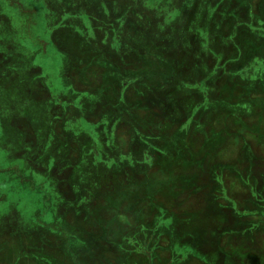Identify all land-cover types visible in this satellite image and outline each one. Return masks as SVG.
I'll list each match as a JSON object with an SVG mask.
<instances>
[{"label":"rangeland","instance_id":"rangeland-1","mask_svg":"<svg viewBox=\"0 0 264 264\" xmlns=\"http://www.w3.org/2000/svg\"><path fill=\"white\" fill-rule=\"evenodd\" d=\"M61 1H64L65 5L72 9L66 13L67 15L63 19L62 16L57 17L56 24L47 25L52 19L45 21L46 16L48 20V14L43 0H0V167H2L0 173L6 169L11 172L7 178L9 185L20 183L18 181L21 180L17 177L20 173L28 174L36 182L40 181L41 176L47 173L49 176L51 175V178L53 176L52 180L55 182L62 179L63 183L64 179L65 185L58 188L60 195L58 194L56 200L59 209L56 211L61 214L63 212L62 203L66 204L67 199L73 200L77 206L73 209L74 214H77L78 219L82 218L86 220V223H89L88 220L92 216L103 212L102 207L97 204L99 196H108V194L113 193L112 197L115 202L133 208V201H127L123 196L119 197L117 193L121 191V187L130 194L133 190L131 183L135 180L138 181L137 184H140L146 178L144 175L148 173L150 168H154L153 165L156 160L160 162L162 167L166 165V160H168L174 169L179 170L180 164L185 163L183 158L180 159L181 157L178 156L179 151H176L179 146H182V154L188 155L187 158L192 159L189 151L185 152L187 149L191 150L192 146L187 141L184 142L186 145H180L178 142L177 126L182 120L184 110H187L183 109L179 103L183 101L185 108L186 105H194L199 102L203 93L188 89L178 93L179 103L176 104L178 107L173 109L172 119L164 118L165 111L160 112L158 110L161 108V104H156L158 101L154 97L150 103V99L152 98L151 89L157 87L159 78L164 80L163 82L166 84L164 96L158 91V97L163 100L162 98L166 96L169 88L174 89V84L178 83L185 73L190 74L187 70L191 71L196 61L188 56L191 54L195 59L198 58L201 45L197 38L198 35H195L193 30L190 31V28V34L187 35L188 41L185 42L184 47L191 50L188 49L184 54L180 47L176 51L169 48L167 51L163 50L159 60H156L153 56L156 53L154 48L157 43H162L153 40V34L149 27L154 21L151 17L152 9L150 10V6H155L156 1L153 2V5L149 3L145 6L134 7L131 15L123 20V9L126 7L122 4L129 0ZM206 1L211 2L210 0ZM206 1L201 0V13H205L211 6V3ZM58 2L60 0H52V4L55 5L54 9L57 10L58 14L63 15ZM85 3L95 4L100 8L106 6V9L112 11L114 16L118 18L120 23L116 24L114 42L110 43L106 34L102 38V29L100 32L83 17L77 19L73 16L75 12L78 13L76 11L78 5L84 6ZM165 4L166 1L164 0L162 6ZM218 4L219 2L216 0L212 1V5H214L213 21L217 22L218 20L219 22L220 20V24L212 25L208 32L211 30L212 32L213 30L224 31L225 35L227 28L236 19L239 21V28L242 30L239 35L240 47L242 48L241 56L233 64L234 70H237L236 73L232 74V77H229L231 80L225 79V88L233 89L227 94L231 96V99L238 94L237 98L232 99L233 102H237L240 100L239 98H244L246 101L242 104L237 103L233 107L236 114L242 117L241 122L238 123V129H241L240 126L244 127L246 135L238 138H234L232 134V137L227 136L224 134L225 129L227 131L232 130L228 122L225 124L223 133L221 123L218 124L220 125L219 129L215 124L213 113L207 112L208 115L203 120L204 125L206 124V128L211 125L213 134L210 139L206 140V144L209 146L201 149L202 153L199 156H195L200 159L201 166L194 167V165L192 168L194 167L198 175L186 187H183L182 184H176V187L172 188L173 190L170 189L172 191L168 197L180 200L181 206L179 205L178 210L182 208L183 212L179 218L194 220L193 225L186 221L187 226H190L184 232L187 241L195 244L198 248L197 251L201 260L204 261L206 257L212 261L210 264H239L237 261L240 260L225 255L220 245L223 240L225 243L223 249L239 247L242 252H246L249 236L252 238V247L256 245L253 232L251 235L250 233L238 235L237 233L240 234V232L236 231L238 228H245V230L248 228V211L243 213L244 216L238 217L232 213L235 219L224 214L221 210L219 213L216 211L213 215L208 208L211 206L212 200L204 197L209 188L211 194L215 190L221 189L222 186L226 190L228 188L233 191L241 189L239 176H243V173H247L249 170L248 159L253 160L251 169L254 172L259 171L255 166L256 160L261 163L260 171L264 170V159H261L264 156V151L260 147L248 149V139H252L251 131L254 128L256 132L264 134V40L257 44L254 43L261 50L263 59L256 57L254 53L248 57V54L253 51V49L251 51L248 49V40H253L256 36L264 39V14L260 13L259 7L262 5L257 0L255 12L259 13V17L256 19L247 14L252 15V0H239V2L224 0V4H220V6ZM244 5L248 6V10L243 8ZM170 6L171 4H168L167 9ZM222 6H224V10ZM249 24L255 26L252 30H255L254 33L259 35L250 33L253 31L248 28ZM173 27L175 26L170 23L159 26L161 33L168 32L169 28L173 29ZM59 28L61 29L58 30ZM156 34L158 35L159 32ZM156 34H154L155 37H157ZM217 36V34L210 36V44L216 43ZM223 42L224 44H222ZM219 43L212 46L217 59H213L210 55L209 60L204 61L206 63V76H211L208 80V90L218 84V75L220 77L222 74L220 66L227 60L228 55H231L227 50V43L224 40ZM79 50L86 57L88 65L97 63V61L100 62L99 69L105 71L104 76L107 78V87L101 91L96 89L95 94L90 93L85 98H81L80 101L91 104V110L96 107L98 109L104 107L100 114L105 112L104 120L115 124V127L120 120L117 115L120 118L125 116L128 121H131L129 124L132 125L129 127L128 123H120L121 128L115 129L114 127L113 129L116 131L122 129L127 136L131 132L136 133L133 142L129 143L128 141L122 146L116 138V133L101 130L100 127L91 128V124L79 125L73 120L74 123L68 124L59 122V117L67 116L69 119V113L73 111L68 110L66 104H64L65 110L60 107L64 105H60L63 100L58 95L67 92L68 88L63 83L67 54L70 52L77 53ZM196 55L198 56L196 57ZM112 59L113 61L110 62ZM135 72H138L139 75H136ZM140 73L143 74L140 76ZM122 82L124 83L122 84ZM121 84L124 85V88L121 92L116 91ZM20 88L23 90H19ZM110 88H114V93H111ZM174 94H171L169 100L175 101L176 96ZM40 100H43V103H40L43 106L42 109L38 105ZM109 101L114 105L112 108L110 106L105 107ZM174 116H177L176 119ZM194 123L196 121L191 122L192 125ZM216 130H220L222 133L218 140H216V135H218L215 133ZM261 134L260 140H262ZM214 138L216 144L213 141ZM221 138L224 140H220ZM219 140L222 141L221 144H219ZM75 142H78L77 146L71 147L70 145ZM250 143L252 145L253 142L250 141ZM206 151H208L207 154ZM118 169H123V171L119 173L114 171H118ZM126 169L132 176L124 175ZM189 169L191 170V168ZM23 176L25 177V175ZM139 176H142V181H140L141 177L139 178ZM66 181L68 182L66 183ZM258 181L260 180L258 179ZM261 183L259 182L257 185H261ZM28 186L29 188L34 187L31 183ZM4 188L0 184V225L8 227L12 231L15 224L14 219L16 215L18 216L17 209L21 212L27 208V205L29 207L35 205H32L34 201H24L31 198L32 195H24V192L14 195L13 192L4 191ZM47 188L48 186L45 185L43 190L46 191ZM82 221H79V224H84ZM142 221L145 222V219ZM191 226L192 230H189ZM73 227H77V225H73ZM87 227L93 235L97 234L98 239L101 240L102 238L105 240L111 233L115 237L118 235L119 238H123V235L119 236L118 230L121 228L115 222L108 221L103 225L99 223L97 226L87 225ZM132 230L125 228L124 235H131ZM103 233L106 235L104 236ZM49 234L52 235L48 237L49 241L46 242L45 240L46 243H43L41 240H44ZM256 234L259 238H264V229L257 231ZM85 235L88 239H96L90 234L86 233ZM57 236V232H43L38 241L25 245L19 251L21 253L20 259L23 260V256L26 258L27 252L24 250H32V247L37 251L49 250L48 253L55 247L57 256H60V246H58L60 240L57 239ZM98 245L100 248L101 244ZM2 250L0 251V264H20V259L17 261L13 258V254L8 255L6 251L3 252ZM174 252L179 253L180 256L182 254L187 256L192 252V248L189 245L176 247ZM170 254V258L167 257V264H170L171 256L173 259L174 253ZM164 258V255L157 253L153 263L150 264H155V260L161 263L166 260ZM55 263L59 264V262L52 264Z\"/></svg>","mask_w":264,"mask_h":264},{"label":"trees","instance_id":"trees-1","mask_svg":"<svg viewBox=\"0 0 264 264\" xmlns=\"http://www.w3.org/2000/svg\"><path fill=\"white\" fill-rule=\"evenodd\" d=\"M43 1L44 7L48 14V20L46 16L45 21L47 22L52 19L51 21H49L50 23H47V25L56 24L55 22H57L58 20L57 17L60 18L62 16L61 18L63 19L67 15L66 13L70 12V9H72L70 6L65 5L64 1L60 0L58 4L62 9L61 12L64 13L63 15H61V13L58 14L57 10L54 9L55 5L52 4V0ZM155 1L157 2V4H155V6H150V10L152 9L151 17L154 21L151 26L149 25V27L153 34V40L155 42L159 41L162 43H157L154 48L156 53H154L153 56L156 60H159V57L162 54L163 50L167 51L169 48L172 51H176L177 48L180 47L181 51L185 54L189 49L188 47H184V44L188 41L187 35L190 34V28V31L193 30V33L195 35H198L197 38L201 45L200 55L198 54L199 57L196 58L197 60L192 57L191 54L188 56L190 58H193L196 62L194 63L191 71L187 70L190 74L185 73L183 75L184 77H182L178 83L174 84L176 90L175 88H172L173 90L169 88L166 96L162 98L163 100H160V98L158 97V93L160 92L164 96V88L166 84L165 82H163L164 80H161V78H159L157 87L151 89L152 98H149L150 103H152L151 101H153L154 97V99L158 101L156 102V104H161V108H159L158 110H160V112L165 111L164 118L172 119L174 115L173 109L175 107H178V105L176 104L179 103V100L177 98L178 93H182L184 89H188L197 93H200L201 91L203 93L202 98L194 105H186L187 107L185 108L183 106V101L182 103H179V105L181 104L183 109L187 110H184L182 120L179 122V126H177V135L179 136L178 142L180 143V145H186L184 142L187 141V143L192 146L191 150L187 149L185 151H189L192 159H188V155L184 156L182 154V146H179L176 151H179L178 156L181 157L180 159L183 158V160L185 161V163L180 164L181 168L179 170L174 169V166H172V163H168V160H166V165H163V167L161 166L160 162L156 160L155 164L153 165L154 168H150L148 173L144 175L146 176L144 180L142 179V176H139V178L141 177L140 181L143 180L142 182H140V184H137L138 181H131L133 190L130 192V194L125 188L122 189L121 187V191L117 193V196H123L127 201H133V208L125 207L122 206L120 202H115L114 198L112 197L113 193L108 194V196H99L97 204L102 207L103 212H100L99 214L96 213L94 216H92L90 220H88L89 223H86V220H83L82 218L78 219L77 214H74L73 209H75L77 206H75V201L73 200L67 199L65 202L66 204L62 203L61 209L63 210V212L61 214L59 213V211H56V209H59L57 208L58 202L56 200L58 199V194L60 195L58 188L65 185L64 179L63 183L62 179L61 181L55 182L54 180H52L53 176L51 178V175L49 176V174L47 173L46 175L41 176L42 179L40 181L36 182L33 181V178H31L28 174L20 173L17 175V177H19V179L21 180L18 181L20 183H12L9 185V179L7 178L10 176L11 172H9L8 169L1 171L0 184L5 187L4 191L6 190V192H13L14 195L20 192H24V195H32L31 198L25 199L24 201H34L32 205L35 206L29 207L27 205V208H24L21 212L19 209H17L18 216L16 215L14 219L15 224L12 227V231L9 230L8 227L0 225V251L3 249L2 251H6V254H13V258L18 261L21 257V253L19 251H21L25 245L27 246L30 243L38 241L43 232H57V239L60 240V244L58 245L60 246V256H57L58 253L56 252L55 247L52 248L50 253H48L49 250L37 251L32 247V250H24L27 252H24L26 253L27 257L24 258L23 256V260L20 259V264H52L54 262H59V264H150L151 262L153 263L155 255L157 253L164 255V259L166 260H164L165 263L164 261L160 263L155 260V264H167V259L170 258L171 255L170 253H174L173 259L171 256V261H169L170 264H210L212 262L210 259H206V257L204 261L201 260L198 254L199 252L197 251L198 248H196L195 244L187 241L188 239L185 237L184 231H186L190 225H193L194 220L191 219L189 221V218H179L182 214L181 212H183L182 208L178 210L180 200H174V197L169 198L168 196L170 194V191L173 190L172 188L176 187V184H182L183 187H186L187 185H189V183H192L198 175V173L195 172L194 167H200L201 165L200 159L195 156H199V154L202 153V150L205 147L209 146L208 144H206V140L210 139L213 134L212 126L209 125L206 128V124L204 125L203 120L208 115L207 112L213 113L215 124H217L219 129L220 125L218 124L221 123L223 133L225 124L228 122L229 127H232V130L227 131L225 129L224 134H226L227 136L232 137L233 135L234 138H238L239 136L245 137L244 135H246V133L244 132L246 131L244 127L240 126L241 129H238V123L241 122L242 117L240 115H237L236 110L233 108L235 107V104L246 103V101L244 100V98H239L240 100H238L237 102H233L232 99L237 98L238 94L231 99V96H228L227 94L229 92H232L233 89H230L229 87L225 88V79H229V77H232V74L237 70H234L233 64L234 61L240 59L241 56L240 51L242 50V48L240 47L241 43L239 35L240 31L242 30L239 28L240 23L236 19L234 20L235 22L233 21L227 28V30L225 31V35L224 31L217 32L213 30L212 32L211 30L210 32H208L209 28L211 29L212 25L217 26L218 23L220 24V20L219 22L218 20L217 22L213 21V0H210L211 2H207L205 0L207 3H211V6L208 10L205 11V13L200 12L202 3L201 0H165L166 4L164 6H162L164 0H129L125 2V4H122L126 7L123 9L122 20L127 19V17L131 15V11L134 10V7L139 5L145 6L149 3H152L153 5V2ZM216 1L219 2V6L220 4H224V0ZM234 1L239 2V0ZM257 1L262 5L259 7L260 13L264 14V0ZM255 2L256 0H252V15L250 13L247 14L256 19V17H259V13L255 12ZM168 4H171L169 9H167ZM222 7L224 10V6ZM77 8L78 10L76 11L78 13L75 12L73 15L74 17H77V19L83 17V19H86L92 27H95V29L99 30L100 32V29H102V38L106 34V37L110 43L115 41V28L117 26L116 24H119L120 21L114 16V13L112 11L106 9V6L100 8L99 6H95V4L91 5L88 3H85L84 6L79 4ZM243 8L248 10V6L244 5ZM136 11L138 13V10ZM185 15L188 16L186 17ZM195 21L196 23H194ZM167 23L173 24L175 27H173V29L169 28V31L165 32L166 34L161 33L162 31L159 26L165 25ZM191 24L192 26H190ZM249 25L250 26H248V28L253 31L250 33L259 35L254 33L255 30H252L255 26L251 24ZM60 29L61 28H59L58 30ZM157 32H159L158 35L156 34ZM154 34H156L157 37H155ZM216 34L218 35V40L216 41V43L214 42L213 44H210V36ZM222 40L227 43V50L229 51V53H231V55H228L227 60L224 62V64H222V66H220L222 69V74L220 75V77L218 75V84L208 90V80L211 76H206V63L204 61L209 60L210 55L211 57H213V59H217V55H215V53L213 52L214 47L212 46H214V44H220L219 42ZM263 40V38H259L258 36L254 37L253 40H248V49H250V51L253 49V51L248 54V57L252 53H254L256 57H263V54L261 53L259 47L255 46L254 44L262 42ZM222 44H224V42ZM59 49L61 50V48ZM81 52L82 51L79 50V52L77 53H66L67 66H65V71L63 69V71L65 72V75H63V83L65 87L67 86L68 88L67 92L59 94L58 97H61L60 99L63 100L60 102V105L66 104L68 110L73 111L69 113V119H67V116H64L63 118L59 117V122H61L62 124H68L75 121V123H78L79 125L91 124V128L100 127L101 130H108L110 131V133H116V138L122 146L125 145L128 141L129 143L133 142L134 138L136 137L134 136L136 135V133L133 134L131 132L130 135L127 136L122 129L118 131L115 130L116 128L120 127V123H128L129 127L132 125L129 124L131 121H128L125 116H121L120 118V116L117 115L118 119L120 120L119 122H117V127H115V124L106 122V120H104L105 118L103 115L106 114L105 112H102L100 114L104 107L99 109L96 107L95 109L91 110V104L80 101L81 98H85L90 93H92V95L95 94L96 89H99L101 91L105 87H107V78L104 76L105 71L99 69V65L101 63L97 61V63L88 65L86 62V57H84ZM156 55H158V58H156ZM198 55H196V57ZM90 61L91 59L89 60V62ZM111 61H113V59L110 60V62ZM110 71L112 72V70ZM135 73H137L136 75H139L138 72ZM142 74L143 73H140V76ZM196 82H198L199 85ZM123 83L124 82H122V84ZM122 84L116 91L121 92V90L124 88V85ZM19 90H23V88H20ZM110 91L111 93H114L115 90L114 88H110ZM173 93H175L174 95L176 96V98L172 97L175 98V101L173 99L169 100V98H171V94ZM40 103H43V100H40V102L38 103L40 109H42L43 106L40 105ZM108 106L112 108L114 105L111 101H109L105 107ZM60 107L65 110V105ZM174 117L176 119L177 116ZM192 121H196V123L192 125ZM114 127L115 129H113ZM140 131L141 129L139 130V132ZM215 133L218 134L216 135V140H218V137H220V134L222 135V133L220 132V130H216ZM260 134V132H256L255 128L251 131L252 139H248L249 150L253 147L256 149L260 147V149L264 151V134H261L262 140H260L259 138ZM216 140L215 138L213 139L215 144ZM220 140L223 141L224 139L221 138ZM220 140L219 144H221L222 142H220ZM250 141L253 142L252 145ZM77 143L75 142L70 146H77ZM207 153L208 151H206V154ZM261 159H264V156H262ZM251 160L252 159H248L249 170L247 171V173H243L244 177L239 176V179L241 178V189L233 191L232 189L228 188V190H226L222 186L221 189L219 188L211 194L209 192V188V190L206 191V194L208 196L206 195L204 198L208 197L209 200H212L211 206L208 208L213 215H215L216 211L217 213H219L221 210L224 214H228L232 219H235L234 216H244L243 213L245 214V211H248V228H246V230L245 228H241L242 230L238 228L236 229V231L240 232V234L237 233L238 235H248V233H250L251 235V233L253 232V235L256 238V245L252 247V238L249 236L248 250H246V252H242V249H240L239 247H234L232 249H223V245H225L223 240L221 241L222 244L220 246L225 255L231 257L232 259H239L240 261H237L239 264H264V238H259V236L256 234L257 231L264 229V170L260 171L259 167L261 163L255 159V166L259 171L254 172V170L251 169V165L253 162V160ZM192 166L194 167L192 168ZM189 168H191V170ZM114 171L119 173L123 171V169ZM191 171L193 173H190ZM23 175H25V177ZM124 175H127L129 177L132 176V174L127 169L126 172H124ZM258 179L260 181H258ZM67 182L68 181H66V183ZM259 182H262L261 185H257V183ZM29 183H31L34 187L29 188ZM45 185L48 186L46 191L43 190V187ZM232 213L234 216H232ZM142 219H145V222L142 221ZM79 221H82L84 224H79ZM108 221H111L112 223L115 222L117 223V225H119L121 229L118 230V233L120 234V237L123 235V238H119L118 235L117 237H115L111 233V235H108L105 240L104 238H102L101 240L98 239L99 236L97 234L93 235L92 232L88 230L87 225L97 226L99 225V223L100 225H103ZM186 221L190 223L189 226H187L188 224L186 223ZM73 225H77V227H73ZM125 228H128V230L129 228L133 229V235H124ZM189 230H192V226ZM86 233L90 234L93 237H96L97 240L88 239L85 235ZM103 235L105 236L106 233H103ZM49 236L51 237L52 235H47L45 239H42L41 241L43 243L48 242ZM98 244H101L102 246L100 245L99 248ZM188 245L191 246L192 252H190L187 256H185L184 254L180 256L179 253L177 254L176 252H174L176 247L178 248ZM3 246L5 247L3 248ZM199 250L202 251L200 248ZM14 263L17 262L14 261Z\"/></svg>","mask_w":264,"mask_h":264}]
</instances>
